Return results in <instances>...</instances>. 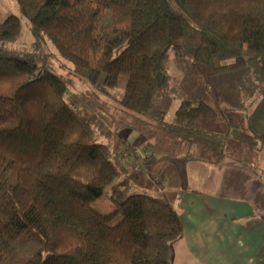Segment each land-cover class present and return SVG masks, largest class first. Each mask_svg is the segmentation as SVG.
Listing matches in <instances>:
<instances>
[{"label":"trees","instance_id":"16d2710c","mask_svg":"<svg viewBox=\"0 0 264 264\" xmlns=\"http://www.w3.org/2000/svg\"><path fill=\"white\" fill-rule=\"evenodd\" d=\"M15 1L34 41L11 48L20 20L0 22V264H172L177 211L134 192L136 172L120 179L111 145L65 95L73 79L101 95L119 89V105L144 116L172 97L178 108L160 124L179 159L255 168L264 0ZM46 38L71 64L63 76ZM171 56L205 70L237 106L217 122L216 108L173 82ZM107 188L115 211L104 215L91 205Z\"/></svg>","mask_w":264,"mask_h":264},{"label":"crops","instance_id":"0c3cea01","mask_svg":"<svg viewBox=\"0 0 264 264\" xmlns=\"http://www.w3.org/2000/svg\"><path fill=\"white\" fill-rule=\"evenodd\" d=\"M249 117L264 141V97ZM259 154L255 168L179 159L181 176L156 195L167 197L182 224L172 264H264V143Z\"/></svg>","mask_w":264,"mask_h":264},{"label":"rangeland","instance_id":"374dc122","mask_svg":"<svg viewBox=\"0 0 264 264\" xmlns=\"http://www.w3.org/2000/svg\"><path fill=\"white\" fill-rule=\"evenodd\" d=\"M11 15L19 18L21 26L20 35L11 48L31 47L34 39L30 33V24L20 13L17 1L0 0V22ZM45 49L53 55L51 62L58 75L63 76L71 69V64L61 58L47 38ZM169 70L173 82L188 91L193 99H203L217 109V122L223 120L220 114L222 109L237 106L228 95L215 89V81L205 70L175 61L172 56ZM89 91H94L95 95H90ZM108 91L110 96L101 95L87 83L73 79L65 100L84 111L100 136V141L111 145V160L121 172L120 179L136 172V178L130 180L134 192L152 196L167 195L171 182L181 176V163L177 151L171 148V136L161 130L160 120H171L178 108V101L168 97L161 111L153 113L152 116H144L125 110L119 105L117 100L121 96V90ZM143 159L145 160L142 161ZM151 175L156 178H151ZM109 194L110 188H107L101 197L94 200L92 208L104 215L114 212L115 205Z\"/></svg>","mask_w":264,"mask_h":264}]
</instances>
